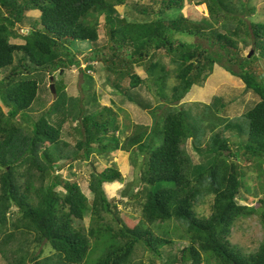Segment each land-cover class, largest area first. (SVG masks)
<instances>
[{"label": "trees", "instance_id": "trees-1", "mask_svg": "<svg viewBox=\"0 0 264 264\" xmlns=\"http://www.w3.org/2000/svg\"><path fill=\"white\" fill-rule=\"evenodd\" d=\"M125 1L0 0V102L7 108L5 112L0 103V255L8 264H133L142 248L150 255L148 264H157L156 260L165 256V247L173 243L153 227L174 223L188 245L179 256L162 264H264V243L256 252L246 254L231 241L241 219L259 216L264 226V198L253 207L240 203L245 189L241 162L264 172V68L259 62L260 55L264 56V25L252 21L253 15H244L253 9L233 0L198 3L199 9L209 14L199 22L180 13L183 0H163V11L152 20L130 21L116 9ZM31 13L39 17L31 21L25 34L23 24ZM102 16L108 40L99 47ZM12 38L23 39L25 44H12ZM249 40L261 50L258 53L254 48L252 58L240 47L241 43L247 47ZM76 42L92 44L86 71L75 56ZM160 55L169 57L176 68L164 64ZM96 61L104 65L115 94L147 110L143 98L137 100L140 96L134 93L146 84L168 108L164 115H158L159 106L154 107L152 127H136L122 142L116 136L120 129L112 107L101 106L84 115V110L77 112L82 99L72 100L73 116L80 120L76 131L81 137L72 157L61 138L64 121L49 119L51 111L58 114L67 110L66 89L58 92L57 77L78 68L82 76L93 80L87 71L95 70L91 63ZM136 66L143 68L147 79L135 74ZM215 66L239 78L245 84L243 97L251 94L257 102L243 115L247 138L233 142L227 136L238 125L233 124L235 119L242 116L230 122L226 119L227 124L219 127L201 152L210 157L211 165L196 168L183 146L192 139L197 150L201 149L207 129L202 124V136H196V126L189 123L179 104L195 86H204ZM42 72L54 78L56 106L24 128L16 119L32 110L40 91L39 81L32 78ZM170 80H174L173 85ZM168 84L171 97L164 96ZM93 100L98 103L96 95ZM219 100L213 98L205 106L206 112L198 114L208 120V127L214 122L208 115L223 105ZM159 125L163 143L155 146L153 135L158 134ZM134 149L136 153L147 152L140 177L145 188L130 196L138 199L142 209L139 223L124 221L103 188L104 184L123 183L116 166L100 173L92 170L91 201L77 184L65 183L55 171V165L60 164L59 169L67 159L89 161L95 155L131 153ZM207 199L213 202L210 216L205 217L198 214L197 207ZM87 213L90 226L85 228L81 223ZM45 244L52 253L42 256Z\"/></svg>", "mask_w": 264, "mask_h": 264}, {"label": "rangeland", "instance_id": "rangeland-1", "mask_svg": "<svg viewBox=\"0 0 264 264\" xmlns=\"http://www.w3.org/2000/svg\"><path fill=\"white\" fill-rule=\"evenodd\" d=\"M162 1L163 0H126L123 5L118 4L116 9L122 17H126L130 21L145 19L152 20L153 17L163 11L162 6L164 3ZM204 1L205 0H183V7L180 13L191 21L196 22L209 18V14L199 9L197 6L198 3H203ZM233 2L241 3L245 5L247 9H253V12L246 13L244 15H253L252 21L264 25V0H233ZM146 15L150 18L148 19V16ZM38 17L39 14L37 13H31L27 17L28 20L23 24V32L25 34H27L30 29L31 21H33L34 18L37 19ZM100 24L102 25V28L101 40L98 43L99 47L107 43L108 40V37L104 32L105 28L103 16L100 18ZM11 43L24 45L25 41L23 39L12 38ZM89 45L92 44H82L80 42H76L73 46L75 56L82 63L81 69L83 70L90 65V62L85 61L93 53L92 46ZM240 47L244 51L245 56H248L251 51H254L253 56L256 51L258 53L261 52L260 49L259 52L257 48L252 45L250 40L247 47H244L242 43L240 44ZM254 48H256V51ZM261 57L264 56L262 54L260 55L259 62L264 68V59ZM160 60L171 69L176 68V66L171 63L169 57L160 55ZM91 64L95 65V70L93 69L91 71H87V74L93 76V80L89 77L82 76V71L78 68L66 71L64 77L62 75L60 78L57 77L56 85L58 92L62 93V90L66 89V96L68 98L66 103L67 110H60L61 113L59 111L58 114L57 112L52 111L49 113V119L51 122L59 123L64 121L61 124V138L67 143L68 146L66 147V151H68L72 157L76 152L77 143L81 140L80 135H78L76 131V126H78L80 120H77V118L73 116L75 112H72L71 109L73 106V103L71 102L72 100L75 101L76 99H82V104L79 106L77 112L81 114V112H83L82 110H84V115L100 110L101 106L112 107L113 111L117 114L115 123L120 129L119 132H116V136H118L122 142L126 139V137L130 136L132 132L136 131V127L142 126L148 127L149 129L152 127L154 124V118L151 112L154 107H157V105L159 106L158 109L156 108L158 110V115H164L165 109L168 108V103L161 104L158 100L159 97H156L153 94V89L150 90L146 84H142L139 89L134 91V93L135 95L140 96L139 98L137 97V100H140L141 97L143 98H141L143 104L146 106L148 105L147 110L142 109L135 103H131L124 96L117 93L115 94L111 84L107 81L108 74L105 72L102 62L96 61ZM134 72L141 79H147V74L143 68L136 66ZM34 74L35 75L32 79L37 78L40 84L38 98L34 102L31 108L32 110L27 111L24 116H18L16 119L17 124L24 128H30L32 124L37 122L43 114L48 113L53 106H56L57 102V97L51 91V77L44 72ZM56 75L58 76V74ZM172 78L174 79V77ZM169 84L173 85L174 80H170ZM169 84L168 90L167 88L164 89V96L169 95L171 97V86ZM244 89L245 84L239 78L234 77L223 68L215 66L214 72L208 78L204 86L202 88L195 86L187 97L180 102L179 105L188 114L189 123L196 126V136H202V131H204L202 124L205 129H207L205 138L201 141V149L199 148V150H197L192 139L188 140L183 146L184 150L192 158L196 168H207L211 165L210 157L207 155H201V152H204L208 148L210 137L220 131L219 127L222 124H227L225 120L227 119V122H230L232 118L242 116L241 118H236L234 123L232 121L235 125H241L245 121L243 119V115L256 104L257 101L253 95L246 94L244 95L245 97H243ZM95 95L98 103L93 100ZM60 97L61 96L58 98ZM215 97H218L220 99L219 103L222 102L223 105H220L217 109L212 110L213 112H216L215 116L213 115V112L208 115L207 118L212 120L214 119L212 126L208 127V120L203 118H201V120L198 114H204L207 108L205 106L210 105ZM0 103L3 105L2 102ZM3 108L5 112H7V108L4 105ZM238 125L234 126V129L227 132V136L232 139L233 142H236L237 139L243 141L248 136L247 122L245 121L243 124L245 126L241 125L238 127ZM157 128L158 134L153 135V142L155 143V146H160L163 143L162 137L160 136L162 127L160 126ZM136 151V149L132 150L131 153L110 151L108 155L103 157L95 155L91 157L89 161L75 160L72 162L71 159H67L66 164L59 169L58 167L60 164H57L58 166L55 165V171L56 174L65 181V183L77 184L88 200L91 201L93 199V195L89 186L92 170L100 173L106 169V167L116 166L124 177L123 183L104 184L103 188L108 199L117 205L119 211L121 212L119 216L122 217L124 221L139 223L142 219V209L138 203V199L135 197L130 198V196L142 192L145 188L140 181V177L141 168L147 152L145 151L146 153L141 154L138 152L136 153ZM241 166L244 174L245 189L242 191L244 200L240 201V203L242 205L253 207L260 198H264V172L261 173L254 168L245 166L243 161L241 162ZM20 171L24 172V169H21ZM57 190L61 191L62 187H58ZM248 190H250V192H247ZM139 200L142 201V195L139 197ZM212 202V199H207L203 204L199 205L197 207L198 214L205 217L210 216ZM15 212V217H19L16 209L13 210V213ZM89 223L90 213H87L85 220L81 223V225L88 228L90 226ZM113 223H115L114 220ZM153 228L154 232L173 243L171 246L165 247V256L162 260H156L157 264L165 263L170 258L179 256L183 248L188 245L187 239H182V231L180 228H176L174 223L155 225ZM231 241L233 244L241 247L246 254L256 252L262 243H264V226L262 225L260 217L245 218L237 221L236 227L233 230ZM35 248L36 247L33 246L31 251H35ZM42 250V256H47L52 253L51 247L46 244L42 246ZM37 251H39V249ZM148 258H150L149 253L145 252L142 248H139L133 259V264H141L142 261H144V264H148ZM0 264H8V262L4 260L1 255Z\"/></svg>", "mask_w": 264, "mask_h": 264}, {"label": "water", "instance_id": "water-1", "mask_svg": "<svg viewBox=\"0 0 264 264\" xmlns=\"http://www.w3.org/2000/svg\"><path fill=\"white\" fill-rule=\"evenodd\" d=\"M253 51H251V53H250V55L248 56V58H251L252 57V55H253ZM51 81H54V78L53 77H51ZM51 90H52V93L55 95L56 94V88H55V84L54 83H52V85H51Z\"/></svg>", "mask_w": 264, "mask_h": 264}, {"label": "bare ground", "instance_id": "bare-ground-1", "mask_svg": "<svg viewBox=\"0 0 264 264\" xmlns=\"http://www.w3.org/2000/svg\"><path fill=\"white\" fill-rule=\"evenodd\" d=\"M86 66V65H85ZM89 70V69H88ZM86 71V70H85ZM91 73V72H90ZM243 133V132H242ZM67 157V156H66Z\"/></svg>", "mask_w": 264, "mask_h": 264}, {"label": "clouds", "instance_id": "clouds-1", "mask_svg": "<svg viewBox=\"0 0 264 264\" xmlns=\"http://www.w3.org/2000/svg\"><path fill=\"white\" fill-rule=\"evenodd\" d=\"M253 52H254V51H253ZM250 53H251V52H250ZM249 55H250V54H249ZM249 55H248V56H249ZM252 56H253V55H252ZM251 58H252V57H251Z\"/></svg>", "mask_w": 264, "mask_h": 264}]
</instances>
